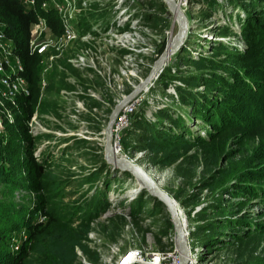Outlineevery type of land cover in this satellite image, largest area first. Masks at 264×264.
Here are the masks:
<instances>
[{
  "label": "trees",
  "instance_id": "obj_1",
  "mask_svg": "<svg viewBox=\"0 0 264 264\" xmlns=\"http://www.w3.org/2000/svg\"><path fill=\"white\" fill-rule=\"evenodd\" d=\"M202 1L207 6L202 11L203 16L220 10L224 16H230L224 8L221 9V1ZM227 3L230 7L235 5L245 10L243 18H239L237 30L243 47L237 48L234 43L217 39L209 44L208 53H198L196 57L181 54L182 48L171 56L180 57L190 68L182 71L177 64H166L155 79L165 85L171 77L177 76L185 84L186 87H174L176 98L180 104L188 105L191 117H197L205 124L201 130L192 132L181 113L171 115L165 107L155 112L158 123L132 113L137 147L161 153V160L166 163L177 160V169L182 164L187 165L184 174H193L195 165H200L202 171L197 183H190L196 188L239 196L228 203L222 201L224 198L220 194L212 199V211H219L198 225L201 230H206L202 244L210 248L217 241L245 246L264 234V0H227ZM35 9L24 8L19 0H0V21L4 23L5 33L20 59L21 73L28 86L27 94L18 97L21 113H15L13 122L6 125V140L0 145V180L35 193L34 197L24 196L17 200L7 194L0 196V264H80L75 247L87 254L91 261L95 260L89 256L90 249L83 239L92 219L108 206L105 191L111 178L103 168L105 161L101 160L99 165L83 175V182L94 186L92 193L79 201L58 203L54 197L69 195L60 187L63 181L52 172L58 163L36 160L32 155L37 138L29 135L23 120L34 110L39 93L38 56L27 46L29 24L40 11ZM158 9H162L160 3ZM44 14L51 29L59 32L55 12L48 10ZM151 16L155 18L157 15L144 13V17ZM226 27L225 24L223 28ZM162 47V42L156 45L151 62ZM116 51L121 54L126 49L118 46ZM86 68L98 76L94 69ZM171 68L184 73L171 74ZM97 83L104 86L101 81ZM197 85L201 89H193ZM130 88L126 87L125 93ZM87 98V107L98 106L97 99L89 95ZM46 107L47 101L41 97L37 110L44 111ZM105 109L109 111V107ZM162 118H167L168 124H163ZM134 129L122 131L121 144ZM120 172L131 176L127 171ZM115 179L118 180L117 177ZM98 180L100 185H93ZM172 196L185 206L197 202L194 201L195 193L184 198H179L178 192ZM143 201L150 203L149 211L164 209L140 189L129 202V213L140 211ZM246 202L260 207L250 214L251 210L243 209ZM225 204L229 205L228 208ZM225 226L232 230L224 232L222 228ZM20 229L25 231V238L13 249L10 246L12 238ZM222 233H228L229 237L222 239ZM256 258V261L244 264H264V256Z\"/></svg>",
  "mask_w": 264,
  "mask_h": 264
},
{
  "label": "rangeland",
  "instance_id": "obj_2",
  "mask_svg": "<svg viewBox=\"0 0 264 264\" xmlns=\"http://www.w3.org/2000/svg\"><path fill=\"white\" fill-rule=\"evenodd\" d=\"M218 1L223 3L221 9L224 8L230 16H224L220 10L205 17L202 11L207 6L202 0H176L186 18L187 28L180 48L175 52L183 48L181 54L187 56L206 54L209 44L215 43L212 41L217 39L234 43L237 48L243 47L237 30L239 18H243L245 10L240 6L230 7L227 0ZM158 3L162 5L161 10L158 9ZM145 12L156 13L157 16L144 17ZM69 22L74 35L66 37L60 53L53 57L54 61L50 65L46 63V59L38 62V76L43 74L45 80L44 86L38 90L39 95L47 101V107L44 111L37 110V115L45 127L53 129V132L42 131L35 136L36 141L48 138L49 143L39 150H33V157L58 163L54 165L52 172L63 181L61 189L69 193L66 197H54V201L58 203L79 201L92 193L94 186L83 182V175L104 160L103 127L109 112L105 108L110 109L111 102L124 94L126 87H131L145 75L146 68H149L150 60L154 57L156 45L162 42L164 47L176 30V20L163 0H87L86 7L75 13ZM225 24L226 29L223 28ZM118 46L124 47L126 51L118 53ZM173 53L164 65L177 64L182 71L190 68L180 57L171 56ZM86 67L94 69L98 76L91 74ZM170 73L178 75L184 72L171 68ZM155 79L147 89L139 93L141 101L134 113L149 122L158 123L155 112L158 108L165 107L171 115L181 113L184 123L192 132L200 131V127L205 124L197 117H191L188 105L180 104L176 98L174 87L183 85L177 76L171 77L165 85ZM97 81H101L104 86ZM182 87H186L185 84ZM195 88L199 90L201 86L197 85L193 89ZM87 95L97 99L98 106L87 107ZM162 123L168 124L167 118H162ZM126 128L134 129L132 121ZM136 138L137 132L134 129L120 143L122 155H117L144 167L171 196L177 192L179 198L196 194L194 201L197 202L187 206L180 204L178 198L172 196L185 231L191 264H244L264 256V234L255 237L245 246L218 241L211 248L202 244L206 230H201L198 225L216 216L219 211H212V199L220 194L224 198L222 201L228 203L239 196L196 188L190 183H197L202 171L200 165H195L193 174H184L188 169L187 165L182 164L177 169V160L171 163L162 161L161 153L137 147ZM105 163L103 168L111 178L105 191L109 203L104 211L92 219L90 229L83 239L90 249L89 256L95 260L91 261L87 254L75 247L77 261L80 264H116L128 249H136L140 253L138 261L134 260L129 264L151 263L155 259L159 260V264H175L177 251L166 210L156 208L149 211L150 203L143 201L140 211L129 213V202L140 189L133 190L136 183L132 176H125L119 170H114L110 163ZM99 181L93 185L99 186ZM131 188L133 189L130 190ZM29 192L0 180V196L7 194L16 200L15 193L19 198L34 197L35 193L30 192V195ZM225 205L228 208L229 205ZM259 207V204L246 202L243 209H249L250 214H254ZM222 229L224 232L232 230L227 226ZM18 233L17 231L15 236ZM220 237L226 239L229 235L222 233Z\"/></svg>",
  "mask_w": 264,
  "mask_h": 264
},
{
  "label": "built area",
  "instance_id": "obj_3",
  "mask_svg": "<svg viewBox=\"0 0 264 264\" xmlns=\"http://www.w3.org/2000/svg\"><path fill=\"white\" fill-rule=\"evenodd\" d=\"M26 9H39L35 19L29 24V36L27 46L29 51L38 56V62L46 59L48 65L54 61L53 57L60 53L61 47L66 42V37H72L74 31L70 27L71 19L87 5V0H19ZM36 10V9H35ZM52 10L55 12L60 31L55 32L47 24L44 12ZM22 64L18 55L13 51L11 39L4 30V23L0 21V145L6 140V125L13 122L15 113L20 114L18 97L27 94L28 86L25 77L21 73ZM43 74L38 78V87L44 86ZM63 89H61L62 91ZM40 93V91H39ZM38 93V100L41 96ZM141 101L140 94L129 99L115 114L110 132V144L114 153L121 154L120 136L122 131L132 121V113ZM37 102L32 113L23 120L26 130L31 137L38 133L53 132V129L45 127L37 115ZM49 143L48 138L38 140L34 143L33 150H39L42 146ZM34 155V153L32 154ZM36 160L37 158L34 157ZM32 193V191H30ZM29 194L31 195V193ZM16 198L18 194L15 193ZM40 218L43 216L40 215ZM16 236H13L11 248L16 249L19 242L25 238V231L20 229ZM140 253L136 249H128L117 260L116 264H123L131 261H138ZM191 256V255H190ZM192 259L188 257L187 264H191Z\"/></svg>",
  "mask_w": 264,
  "mask_h": 264
},
{
  "label": "water",
  "instance_id": "obj_4",
  "mask_svg": "<svg viewBox=\"0 0 264 264\" xmlns=\"http://www.w3.org/2000/svg\"><path fill=\"white\" fill-rule=\"evenodd\" d=\"M168 10L176 20V30L171 39L162 48L160 53L153 59L145 75L137 80L131 88L118 99L114 101L109 109L107 118L103 127V158L110 163L112 167L119 171H127L134 179L136 187L134 190L143 189L146 194L157 200L166 210L173 229L174 247L177 251V260L175 264H187L189 256V247L186 242V236L181 223V217L174 198L166 190L162 189L158 183L150 176L148 171L138 163L116 155L110 144L111 124L116 112L133 96L147 89L161 71L169 55L180 48L184 39L187 24L186 18L176 0H163ZM143 264H151L144 262Z\"/></svg>",
  "mask_w": 264,
  "mask_h": 264
},
{
  "label": "bare ground",
  "instance_id": "obj_5",
  "mask_svg": "<svg viewBox=\"0 0 264 264\" xmlns=\"http://www.w3.org/2000/svg\"><path fill=\"white\" fill-rule=\"evenodd\" d=\"M116 155L118 154V153H115ZM122 155V154H121ZM153 176V175H152ZM154 177V176H153ZM136 186V185H135ZM133 188H131L130 190H132ZM134 190V189H133ZM128 192V191H127ZM132 192V191H131ZM130 193V192H129ZM184 233H185V231H184ZM189 258L191 257L190 255L188 256ZM153 258H154V256H153ZM157 260V261H156ZM131 263V262H130ZM159 264L160 262H159V260L158 259H155L153 262H151V264ZM123 264H127L126 263V260L124 259L123 260ZM129 264V263H128Z\"/></svg>",
  "mask_w": 264,
  "mask_h": 264
}]
</instances>
